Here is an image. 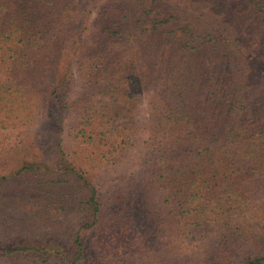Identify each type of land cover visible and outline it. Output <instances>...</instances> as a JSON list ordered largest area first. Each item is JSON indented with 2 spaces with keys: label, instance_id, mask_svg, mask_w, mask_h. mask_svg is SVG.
<instances>
[{
  "label": "trees",
  "instance_id": "trees-1",
  "mask_svg": "<svg viewBox=\"0 0 264 264\" xmlns=\"http://www.w3.org/2000/svg\"><path fill=\"white\" fill-rule=\"evenodd\" d=\"M260 193L264 0H0V264H264Z\"/></svg>",
  "mask_w": 264,
  "mask_h": 264
},
{
  "label": "rangeland",
  "instance_id": "rangeland-1",
  "mask_svg": "<svg viewBox=\"0 0 264 264\" xmlns=\"http://www.w3.org/2000/svg\"><path fill=\"white\" fill-rule=\"evenodd\" d=\"M127 174H128V169L123 168L121 170H118L116 178L123 181L126 178ZM108 185L112 186L111 184H108ZM259 197L261 198V201L264 203V194L260 193Z\"/></svg>",
  "mask_w": 264,
  "mask_h": 264
}]
</instances>
